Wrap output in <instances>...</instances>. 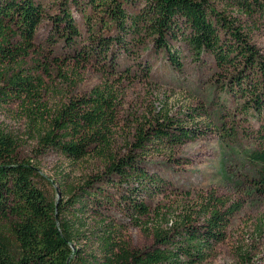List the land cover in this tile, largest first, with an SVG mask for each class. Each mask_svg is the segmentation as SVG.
Here are the masks:
<instances>
[{"label": "trees", "instance_id": "16d2710c", "mask_svg": "<svg viewBox=\"0 0 264 264\" xmlns=\"http://www.w3.org/2000/svg\"><path fill=\"white\" fill-rule=\"evenodd\" d=\"M69 4L61 0V13L53 21L59 37L75 51L82 33ZM83 5L92 13L84 14L91 33L90 56L80 54L86 61L115 63L119 52H136L150 40L152 51L164 53L176 72L186 71V58L212 70L215 89L222 84L225 96L264 120V50L254 40L264 30V0H85ZM44 13L40 0H0V107L21 106L40 153L58 154L72 164L97 156L105 167L77 185L61 179L60 197L51 199L41 187L45 178L38 165L20 155L19 138L0 130V264L207 263L227 239L241 206L212 192L170 217L145 201L164 196L168 185L149 170L148 158L154 155L148 152L183 146L207 132L158 113L153 123L137 130L124 154L115 153L120 96L110 81L47 111L45 83L36 75L43 66L26 67ZM113 68L107 72L115 74ZM188 116V122L202 118L213 124L212 114L202 108ZM251 156L259 167L255 189L264 195V134ZM115 212L151 230L152 246L132 248L127 225ZM236 259L237 264L253 261L248 247L238 249Z\"/></svg>", "mask_w": 264, "mask_h": 264}, {"label": "rangeland", "instance_id": "374dc122", "mask_svg": "<svg viewBox=\"0 0 264 264\" xmlns=\"http://www.w3.org/2000/svg\"><path fill=\"white\" fill-rule=\"evenodd\" d=\"M73 1L70 0L69 7L82 33L74 45L75 51L55 29L53 18L61 13V0H40L45 16L36 32L35 51L26 61V67L37 70L39 64L43 66L36 75L45 83L47 111H57L110 81L116 84L120 96L113 130L115 153L124 154L137 130L153 123L158 113H169L170 117L184 120L185 126H197L207 132L183 146L159 147L148 152L154 155L148 158L149 170L159 174L168 185L164 196L145 201L156 210L169 212L170 217H176L185 207L195 205L200 197L212 192L229 205L239 204L241 210L231 220L227 239L205 264H237V250L245 247L251 251V264H264V195L255 189L259 167L251 160L264 134L260 133L264 120L252 110L245 113L240 100L225 96L222 84L215 89L212 70L200 69L186 58V71L176 72L164 53L152 51L150 40L139 44L136 52H119L115 63L100 58L86 61L83 56H90L91 33L87 30L84 14L92 13L84 12L85 0H75L78 6ZM254 40L264 50V30L255 34ZM112 66H115V74L107 72ZM194 108L212 114L213 124L203 122L202 118L195 123L188 122V114ZM29 129L20 105L0 107V130L19 138L20 155L38 165L45 178L41 187L51 199L60 197L57 190L61 179L77 185L104 171L105 161L97 156L72 164L58 154L40 153ZM112 192L119 191L113 189ZM115 217L126 223L125 235L132 248L144 250L152 246L151 230L145 232L119 212H115ZM144 222H148V218Z\"/></svg>", "mask_w": 264, "mask_h": 264}]
</instances>
